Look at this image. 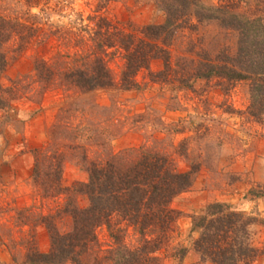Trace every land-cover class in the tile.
Masks as SVG:
<instances>
[{"label": "rangeland", "instance_id": "rangeland-1", "mask_svg": "<svg viewBox=\"0 0 264 264\" xmlns=\"http://www.w3.org/2000/svg\"><path fill=\"white\" fill-rule=\"evenodd\" d=\"M39 1L32 8L24 0H0V17L32 29L22 49L13 35L1 46L6 66L0 72V264H24L32 246L47 252L49 237L41 218L57 215L58 230L68 231L70 220L61 211L69 197L79 208L87 206V198L74 191L87 180L78 158L82 151L91 161L135 158L141 150L157 152L168 156L181 172L198 164L190 189L170 204L177 220L169 250L160 253L162 264H179L173 247L186 250L180 264H211L201 262L194 251L197 234L190 233V227L191 216L215 202L254 219L250 244L264 250V194H252L264 192V121L247 115V84L238 83L224 94L215 80H194L191 89L151 82L148 73L161 69L159 61L137 75L138 90L114 86L82 94L67 89L60 78L46 83L36 74V62L61 71V62L75 58L77 47L92 44L98 26L103 29L101 20L131 32L159 25L167 0ZM198 6L212 10L219 0H198ZM190 23L194 27L179 29L171 42L173 62L191 59L199 48L212 56L220 50L234 53V33L216 22ZM97 36L96 41L104 44V38ZM99 57L118 84L121 57L111 49H102ZM54 125L59 129L52 137ZM53 145L71 147L63 149L67 158L61 183L68 191L44 198L31 180L33 151ZM96 235L106 249L111 241L107 229L98 228ZM135 239L127 230L126 241L132 244ZM253 264H264V255Z\"/></svg>", "mask_w": 264, "mask_h": 264}, {"label": "trees", "instance_id": "trees-1", "mask_svg": "<svg viewBox=\"0 0 264 264\" xmlns=\"http://www.w3.org/2000/svg\"><path fill=\"white\" fill-rule=\"evenodd\" d=\"M24 1L32 8L38 7L40 2ZM263 3V0H219L218 7L203 10L198 0H167L163 23L131 32L101 20L104 30L98 26L99 31L93 33L95 38H90L92 44L80 45V50L77 47L74 59L61 62V71H52L43 61L36 62L34 68L40 80L49 83L60 78L67 89L86 94L114 86L123 91L138 90L141 84L137 75L149 72L151 62L159 61L161 69L155 74L148 73L151 82L191 89L194 80H215L224 94L234 85L246 83L249 92L247 115L261 122L264 121ZM192 20L196 24L216 22L222 29L234 33V53L220 50L212 56L199 48L194 49L191 59L173 62L169 50L171 42L179 29L194 27L190 23ZM31 31V28L0 17V72L6 66L2 44L13 35L20 40L22 49L27 46ZM96 36L99 40L104 38V44L98 43ZM102 49H111L113 55L120 56L123 61L118 84L104 59L99 57ZM57 129L59 126L54 125L52 137ZM64 148L71 149L68 145H57L33 151L31 180L44 198L68 191L61 183L67 158ZM73 148L83 150L77 146ZM78 158L87 180L77 184L78 189L74 191L87 198V206L79 208L70 197L66 200L61 211L70 220L66 232L58 230L57 215L42 217L49 249L42 253L30 247L24 264H162L160 253L169 250L177 220V213L170 204L190 189L198 164H191L188 171L181 172L168 156L147 150H141L135 158L124 156L91 161L83 151ZM252 194L259 197L264 192ZM254 223V219L228 204H208L191 216L190 233L197 234L194 251L201 262L253 264L257 257L264 255V250L250 244V227ZM102 226L111 240L106 249L100 246L96 235V230ZM127 230L136 238L132 244L126 241ZM171 249L180 264L186 250Z\"/></svg>", "mask_w": 264, "mask_h": 264}]
</instances>
